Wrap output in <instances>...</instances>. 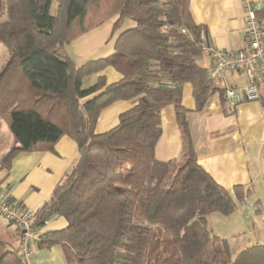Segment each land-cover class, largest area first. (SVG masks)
I'll return each mask as SVG.
<instances>
[{"label":"trees","instance_id":"16d2710c","mask_svg":"<svg viewBox=\"0 0 264 264\" xmlns=\"http://www.w3.org/2000/svg\"><path fill=\"white\" fill-rule=\"evenodd\" d=\"M113 16L109 39L125 22L135 24L114 39V56L76 66L67 46ZM256 16L264 20V10ZM203 40L207 33L195 24L188 0H0V45L8 54L0 115H7L15 142L0 168L10 169L20 153L53 151L64 136L78 150L71 171L36 212L38 229L54 217L67 225L43 233L37 248L60 245L67 264H264V245L232 259L228 241L205 227L208 215L233 213L244 194L236 186L234 199L218 185L192 144L182 91L191 85L195 111L210 98L198 64ZM108 67L119 81L107 84L99 75L83 87ZM132 100L114 128L94 132L102 109ZM166 106L173 108L181 148L163 162L154 150ZM16 236L0 237V264H27Z\"/></svg>","mask_w":264,"mask_h":264},{"label":"crops","instance_id":"0c3cea01","mask_svg":"<svg viewBox=\"0 0 264 264\" xmlns=\"http://www.w3.org/2000/svg\"><path fill=\"white\" fill-rule=\"evenodd\" d=\"M188 1L195 24L204 27L209 43L215 48L233 51L246 45L245 15L240 0ZM249 1L253 6H258L259 10H264V0ZM5 18L6 16L3 19ZM262 22L264 24V20ZM134 26L131 21L125 22L109 39L112 25L107 27L102 23L71 42L67 46L68 54L78 67L90 61L114 56V39ZM7 60L8 57L0 65V72ZM209 62L208 57L201 54L198 60L200 67L205 69ZM99 75L105 77L107 84L121 79L117 71L108 67L100 74L87 77L83 81L87 85L83 87L93 85ZM248 82L249 79L242 75L225 74L219 86L212 89L210 98L201 111H195L192 88L190 84H186L182 91V105L188 110L187 120L199 165L234 199V187H242L244 200L240 203L246 206L245 202L252 201L257 217H261L257 221L264 228V90L262 87L258 88L261 95L259 101L244 102L233 109L225 103L221 95L227 87H243ZM134 105L133 100L117 101L102 109L94 132L100 134L114 128L119 115ZM7 119V115H0V159L10 147L15 146L10 131L2 134V130H9ZM54 120L62 123V117H54ZM160 127L161 136L156 143L154 156L165 162L176 158L181 148L172 106L162 109ZM77 159L76 145L64 136L54 145L53 151L20 153L12 160L10 169L0 168V187L6 186L14 201L36 213L51 198ZM250 196L256 200H251ZM66 225L64 218L54 217L40 230L43 234L61 230ZM252 226H255L254 222ZM0 233L5 237L16 234L19 241L18 231L1 217ZM25 261L27 264H67L60 245L46 249L37 248L36 245L33 255Z\"/></svg>","mask_w":264,"mask_h":264},{"label":"built area","instance_id":"2783aa9c","mask_svg":"<svg viewBox=\"0 0 264 264\" xmlns=\"http://www.w3.org/2000/svg\"><path fill=\"white\" fill-rule=\"evenodd\" d=\"M240 1L245 15L246 45L233 51H224L215 48L208 40L198 44L201 54L210 61L204 69L210 90L217 88L227 73H236L249 79L243 87L223 89V100L231 109L244 102L259 101L261 95L258 88L264 90V24L256 16L260 8L253 6L249 0ZM180 32L186 33L183 28ZM245 204L253 206L248 201ZM0 217L18 231L20 254L24 260L30 258L42 238L41 230L36 227V213L14 201L6 186L0 187Z\"/></svg>","mask_w":264,"mask_h":264},{"label":"rangeland","instance_id":"374dc122","mask_svg":"<svg viewBox=\"0 0 264 264\" xmlns=\"http://www.w3.org/2000/svg\"><path fill=\"white\" fill-rule=\"evenodd\" d=\"M115 20L116 16H113L105 21L104 25L107 27L111 26ZM7 55L5 48L0 45V65L5 62ZM83 85L86 86L87 84ZM50 99L53 100L52 98ZM39 104L45 106V100L40 101ZM6 133H9L8 129L2 130V134ZM250 197L251 200H256L253 196ZM260 218L257 217L255 208H247L243 203L236 201V209L233 213L227 216L217 213L210 214L206 217L205 227L210 233L212 232L211 234L228 241L233 259L238 252L249 246L264 245V230H262L264 228L257 221ZM252 222L255 223V226H252ZM0 237L5 238L2 233H0Z\"/></svg>","mask_w":264,"mask_h":264}]
</instances>
